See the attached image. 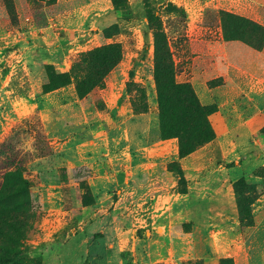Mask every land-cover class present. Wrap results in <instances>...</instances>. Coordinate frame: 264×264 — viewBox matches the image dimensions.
<instances>
[{
  "label": "rangeland",
  "instance_id": "1",
  "mask_svg": "<svg viewBox=\"0 0 264 264\" xmlns=\"http://www.w3.org/2000/svg\"><path fill=\"white\" fill-rule=\"evenodd\" d=\"M184 83L213 140L132 176ZM0 260L264 264V0H0Z\"/></svg>",
  "mask_w": 264,
  "mask_h": 264
},
{
  "label": "trees",
  "instance_id": "2",
  "mask_svg": "<svg viewBox=\"0 0 264 264\" xmlns=\"http://www.w3.org/2000/svg\"><path fill=\"white\" fill-rule=\"evenodd\" d=\"M107 48L108 50H112L115 47H112L111 45H109V47L104 46L101 49H97L95 52H90V55H94L97 52L103 54L107 51ZM257 48H259V46ZM112 51L114 52V56L108 57L107 55L106 57H101V65L106 67L107 71L115 67L120 60V52L118 50ZM165 57L168 58L166 55ZM157 67L160 71H165V73L168 75H170V73L174 74L173 64L167 65L163 62L158 63ZM68 83L69 79L64 76L63 85ZM168 85H170V83ZM172 87L174 90L180 92V94L184 96L185 104H187L184 109L186 115L184 116V119L177 118L176 111L171 110L168 107L167 97L164 98L163 93L160 91V132L161 137L164 139L172 136L177 137L179 141V157L183 158L193 153L205 142L213 140L214 132L210 130L208 122L206 121V117L215 111V107L200 105L189 84H173ZM53 89L54 88L46 89L45 92L51 91ZM192 118H199L200 122L193 128L192 131H188L187 124ZM232 166L233 164H230L229 167Z\"/></svg>",
  "mask_w": 264,
  "mask_h": 264
},
{
  "label": "crops",
  "instance_id": "3",
  "mask_svg": "<svg viewBox=\"0 0 264 264\" xmlns=\"http://www.w3.org/2000/svg\"><path fill=\"white\" fill-rule=\"evenodd\" d=\"M235 47V46H234ZM235 48H240V47H235ZM203 94H206V90L202 89ZM142 159L135 160L131 162V166H129L132 169V176H134L136 173L139 171H142L143 173L148 172V174L151 176L152 172H150L153 167H157L160 163L163 161H167L170 159H175V160H180L183 161L184 159H187L188 157H191L194 153H191L190 155L183 157L182 159H179L178 157V150L176 146L172 145L171 146V151L169 152L168 156V141H161L158 145L156 143L154 144H145L142 146ZM186 167V166H184ZM232 168V167H228ZM191 175L190 173H188ZM155 177L151 178L154 179ZM131 178V177H130ZM128 178L129 180H131Z\"/></svg>",
  "mask_w": 264,
  "mask_h": 264
}]
</instances>
